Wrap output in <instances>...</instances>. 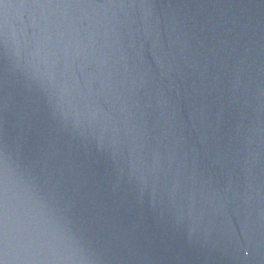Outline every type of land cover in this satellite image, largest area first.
<instances>
[{"label":"water","instance_id":"1","mask_svg":"<svg viewBox=\"0 0 264 264\" xmlns=\"http://www.w3.org/2000/svg\"><path fill=\"white\" fill-rule=\"evenodd\" d=\"M0 264H264V0H0Z\"/></svg>","mask_w":264,"mask_h":264}]
</instances>
